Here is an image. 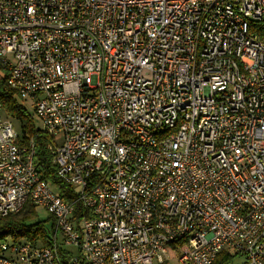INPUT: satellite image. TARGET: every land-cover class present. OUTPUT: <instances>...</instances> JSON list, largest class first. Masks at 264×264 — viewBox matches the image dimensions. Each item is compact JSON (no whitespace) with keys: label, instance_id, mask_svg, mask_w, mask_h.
<instances>
[{"label":"built area","instance_id":"1","mask_svg":"<svg viewBox=\"0 0 264 264\" xmlns=\"http://www.w3.org/2000/svg\"><path fill=\"white\" fill-rule=\"evenodd\" d=\"M251 21L264 0H0V76L31 100L73 192L42 178L0 103V216L29 203L54 220L48 245L0 242V264H212L221 250L264 264Z\"/></svg>","mask_w":264,"mask_h":264},{"label":"trees","instance_id":"2","mask_svg":"<svg viewBox=\"0 0 264 264\" xmlns=\"http://www.w3.org/2000/svg\"><path fill=\"white\" fill-rule=\"evenodd\" d=\"M250 24L251 28L259 30L264 27L263 23L251 21ZM17 97L16 91L8 85L6 75L0 76V103L3 115L15 119L19 125V129H16L19 135L17 144L23 146L32 138L35 146L33 161L38 166L42 178L51 181L64 199L71 200L72 189L59 177L56 165L51 159L52 153L47 146L51 141L50 136L35 128L30 113L18 103ZM80 208L81 205H76L77 210ZM53 225L54 220L49 213L44 219L38 218L37 206L26 203L20 210L0 216V242L8 239L13 241L28 239L40 245H48ZM231 256L227 250H221L216 254L212 264H227Z\"/></svg>","mask_w":264,"mask_h":264},{"label":"rangeland","instance_id":"3","mask_svg":"<svg viewBox=\"0 0 264 264\" xmlns=\"http://www.w3.org/2000/svg\"><path fill=\"white\" fill-rule=\"evenodd\" d=\"M18 99V103L23 106V108H25V110L30 113L34 123L38 122V119L36 118V116L34 115L33 112V106L31 104V100L30 99H21L19 97H17ZM9 121L13 124V127L15 129H19V125L17 124L16 120L13 118L8 117ZM63 139V134L62 133H58L55 136V141L57 143H61ZM47 211L43 208V207H37V217L44 219L47 216ZM231 259L228 261L227 264H242L243 260V256L235 254L234 252H231ZM169 256H170V262L171 264H178L177 260H176V254H174L173 252H169Z\"/></svg>","mask_w":264,"mask_h":264}]
</instances>
